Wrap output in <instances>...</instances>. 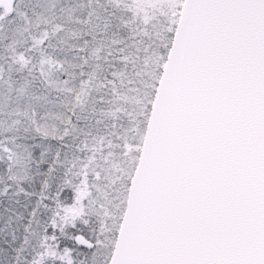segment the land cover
Returning a JSON list of instances; mask_svg holds the SVG:
<instances>
[{
  "label": "snow or ice",
  "instance_id": "obj_1",
  "mask_svg": "<svg viewBox=\"0 0 264 264\" xmlns=\"http://www.w3.org/2000/svg\"><path fill=\"white\" fill-rule=\"evenodd\" d=\"M0 264H264V0H0Z\"/></svg>",
  "mask_w": 264,
  "mask_h": 264
}]
</instances>
